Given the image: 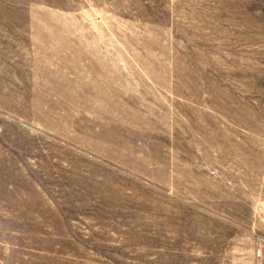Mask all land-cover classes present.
<instances>
[{
  "label": "rangeland",
  "instance_id": "374dc122",
  "mask_svg": "<svg viewBox=\"0 0 264 264\" xmlns=\"http://www.w3.org/2000/svg\"><path fill=\"white\" fill-rule=\"evenodd\" d=\"M0 264H264V0H0Z\"/></svg>",
  "mask_w": 264,
  "mask_h": 264
}]
</instances>
